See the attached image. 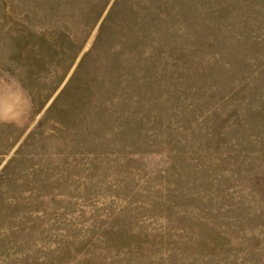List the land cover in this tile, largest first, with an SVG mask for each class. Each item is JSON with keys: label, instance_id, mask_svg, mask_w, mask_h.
Here are the masks:
<instances>
[{"label": "rangeland", "instance_id": "rangeland-1", "mask_svg": "<svg viewBox=\"0 0 264 264\" xmlns=\"http://www.w3.org/2000/svg\"><path fill=\"white\" fill-rule=\"evenodd\" d=\"M0 264H264V0H0Z\"/></svg>", "mask_w": 264, "mask_h": 264}, {"label": "clouds", "instance_id": "clouds-1", "mask_svg": "<svg viewBox=\"0 0 264 264\" xmlns=\"http://www.w3.org/2000/svg\"><path fill=\"white\" fill-rule=\"evenodd\" d=\"M0 80H3L4 83H10L7 74L0 76ZM19 91L21 99L26 101V103L21 106L20 111L16 112V114L10 118H5L3 113H0V121L7 123H17L21 120L22 117L26 116L30 120L34 116V113L30 109V100H28L27 97L24 95L22 88Z\"/></svg>", "mask_w": 264, "mask_h": 264}]
</instances>
